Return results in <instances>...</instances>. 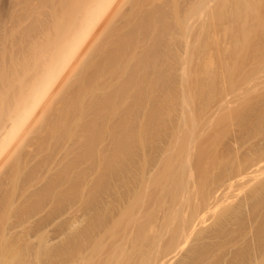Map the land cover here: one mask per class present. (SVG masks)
<instances>
[{
	"label": "bare ground",
	"instance_id": "6f19581e",
	"mask_svg": "<svg viewBox=\"0 0 264 264\" xmlns=\"http://www.w3.org/2000/svg\"><path fill=\"white\" fill-rule=\"evenodd\" d=\"M10 3L16 36H0V264H264V140L240 158L238 133L232 148L205 137L212 112L264 127L262 92L259 110L236 104L243 84L264 83L259 1ZM220 33L233 44L216 64L205 42ZM204 60L215 68L203 72ZM202 93L208 120L199 121ZM251 109L257 124L242 114ZM246 178L254 183L242 199L229 200Z\"/></svg>",
	"mask_w": 264,
	"mask_h": 264
},
{
	"label": "rangeland",
	"instance_id": "374dc122",
	"mask_svg": "<svg viewBox=\"0 0 264 264\" xmlns=\"http://www.w3.org/2000/svg\"><path fill=\"white\" fill-rule=\"evenodd\" d=\"M259 1V4L257 5V11H258V15H259V17L261 16V18H262V20L264 19V8H263V6H264V0H258ZM11 3H12V1H11ZM10 3V0H0V36H16V34L14 33V28L16 27V25L13 23V19H12V15H11V13H12V7H13V5ZM212 7H213V5H212ZM263 16V17H262ZM221 35H223V33H220ZM219 34V35H220ZM220 35V37H218V39H214V41L216 42L217 40H219L220 39V41H219V43H218V45H216V47H215V45L214 44H216L214 41H213V39H210V38H212V37H210V36H208V37H210V38H206V36H204V38H205V40L206 39H210V42L208 41V40H206L207 42H205V44L207 45V43L209 42V44L206 46L205 45V50H206V55H208V57H209V59L212 57V58H214V59H212L213 60V63H215L216 62V64H217V62H218V56L216 55V54H219V52H220V54H222V51L224 52V47H225V49H226V47L228 48L229 46L230 47H232V42H233V40L231 39V38H228V37H232V36H221ZM215 36H213V38H214ZM227 37V39L225 40V42H224V40H222L221 41V39L222 38H226ZM203 38V39H204ZM204 40V41H205ZM227 40H230V42H229V46L227 45L228 43V41ZM232 41V42H231ZM214 42V43H213ZM222 42H224V43H222ZM213 43V44H212ZM221 43L222 44H224V46L222 45V47H223V49H221L222 47H221ZM230 43H232V44H230ZM225 44L227 45V46H225ZM211 45L213 46V48H215L214 50H215V53H213L214 52V50L213 51H211L213 48L211 47ZM208 46H210L209 48H208ZM217 46H218V48H217ZM206 48H208V49H210V50H208V49H206ZM212 48V49H211ZM219 50L218 52L216 51V50ZM229 49V48H228ZM208 51H210L211 52V54L213 55V56H211L210 54H209V52ZM220 54H219V56H220ZM205 55V54H204ZM206 55H205V58H206ZM215 56L217 57V58H215ZM204 58V57H203ZM204 58V59H205ZM206 59H208V58H206ZM215 59H217V60H215ZM203 60V59H202ZM212 60H207L208 61V63H209V65H207V66H205L204 67V70H203V72H205V69L207 68L209 71L211 70V69H213V68H215V66L213 65V63L211 62ZM204 62L205 63H207L205 60H204ZM203 61H202V64L204 63ZM211 62V63H210ZM205 63L202 65V68H203V66L205 65ZM207 63V64H208ZM210 64H212V65H210ZM208 66H209V68H210V66L212 67V66H214V67H212L211 69H209L208 68ZM206 71V72H209V71ZM260 80H264V79H260ZM239 81V83H237L236 84V87H241L242 88V84H243V82H241L240 83V80H238ZM259 81V80H258ZM264 82V81H263ZM244 83H246V82H244ZM250 84L252 85H255V83H254V81L251 83L250 82ZM250 84L248 85H246L245 84V86H244V84H243V94L241 93V94H239V98L236 96V98H238V100H240V102L238 101V102H236V104H238L237 106H239L241 103H243L244 101L243 100H248L249 99V101L250 102H252L253 104H255L254 106L253 105H251L252 106V108H254L253 110H256V108H257V110H259V108H260V104H261V102H263L264 101V97H263V101L261 100V102L257 99V98H255V97H258V95H261V92L264 94V88L262 89L261 87H264V86H262L264 83H259V85L260 84H262V85H256V86H258V87H256L255 89L258 91L259 90V93H257V92H253V86H251L250 87ZM241 85V86H240ZM246 86H249V87H246ZM245 88H247V89H250L251 88V90H249L248 92H246V94H245ZM260 89H262V90H260ZM242 90V89H241ZM240 90V91H241ZM250 92H253V94L254 93H257L256 95L254 94V96H252L253 94H250ZM203 95H201L200 94V97L199 96H197V99H196V102L197 101H199V102H195V105H198L197 106V108L194 106L193 107V110H196L197 109V111H194L195 112V114H197L198 116L199 115H201V118H202V116L204 115V117H206V120H208V118H209V121H210V117L213 115V117H212V119H214L213 121L215 122V118L214 117H217L218 116V114H222V113H218V112H212V114H210V116L207 118V114H206V107H207V103H209V101L207 100V99H209V97L207 98V96H206V98H204L205 96V93H202ZM248 94H250L249 96H248ZM207 95V94H206ZM238 95V94H237ZM240 95L243 97L244 95L246 96L247 95V98H240ZM204 96V97H203ZM202 97V98H201ZM256 99V101H255V99ZM199 99V100H198ZM208 101V102H206V100ZM253 99V100H252ZM200 100H202V102L204 101V102H206L205 104L204 103H202V104H200L201 103V101ZM247 100L245 101V102H247ZM258 102H260V103H258ZM258 103V104H257ZM201 105H203V107H200ZM260 105V106H259ZM236 106V107H237ZM199 107V108H198ZM204 107H205V109H204ZM236 107H235V109H236ZM204 109V110H202V109ZM237 108H239V107H237ZM241 108V107H240ZM200 109V110H199ZM202 110V111H201ZM252 109L251 110H242L243 112H242V114L244 113L246 116H244L245 118H247L248 116H249V119L253 122H251V124H254L255 122V124H257L262 118L260 117V116H258V117H260V120H258V119H253L254 117H253V111ZM201 111V112H200ZM203 111H204V113L205 114H201V113H203ZM247 111H249V113L247 112ZM250 111H251V113H250ZM216 113H218L217 115H215ZM225 113V112H224ZM224 113L222 114V116L220 115V116H218L219 118L221 117H224ZM251 114V115H248V114ZM241 114V115H242ZM197 115H195V117H198ZM206 115V116H205ZM226 115V114H225ZM248 115V116H247ZM203 117V118H204ZM250 117H252V119L250 118ZM219 119L218 120V118H217V123L219 124H217V126H215V124H214V122H211L212 121V119H211V121L209 122L208 121V124L209 125H211V128L212 129H210V131H209V127L210 126H207L206 124H205V122L207 123V121H205V119H203L202 120V122H204V125H203V123H201L200 122V124L199 125H196V124H198L199 122L197 121L198 120V118H197V122L194 124V125H196V126H194V128L196 129L197 127H199V128H197V133L199 134V132H201L202 130H201V128L202 127H204V126H206L205 128H203V132L202 133H200V134H203V133H205L206 131V129H208L207 130V132L209 131V133L208 134H204L205 135V137L206 136H208V137H212V144H213V147H215L214 146V143L217 145V143L219 142V140L221 139L222 141H221V144L220 143H218V145L220 144V146L219 147H221L220 149H222V148H224V147H227V145H228V147L230 146V148H232L233 146H234V144H233V146H232V138L233 137H236L237 138V140H239V139H241V140H239L238 141V144H237V146H234L233 148H235V147H241L240 149L238 148V150H239V152L240 153H238L239 155V157L240 158H242V157H244V155L246 156L247 154H249L248 153V151L250 150L249 148H250V146L252 145V146H257V145H262L263 144V142H262V139L264 140V127H257V128H248L247 129V127H243L242 125H239V122H237L238 120H235V118H234V120H233V118L231 119V121H230V119H226L227 118V116H225L224 118H225V122H223L224 120H223V118L222 119ZM229 118V117H228ZM264 118V117H263ZM223 120V121H222ZM247 120V119H246ZM258 122H257V121ZM199 121H201V119H200V116H199ZM222 122L224 123V124H222ZM237 122V123H236ZM230 123V124H229ZM212 124H214V125H212ZM222 124V126H220ZM226 124H228V125H226ZM231 124H232V126H231ZM201 125H203L202 127H200ZM224 125V126H223ZM234 125H236V126H234ZM214 126V127H213ZM220 126V127H219ZM234 126V127H233ZM238 126V127H237ZM217 127H219L218 129H217ZM222 127V128H221ZM241 127H242V129H241ZM213 128H215L214 130H213ZM223 128H225V129H223ZM198 129H200V131L198 130ZM220 129V130H219ZM223 129V130H222ZM231 129H233L232 131H231ZM263 129V130H262ZM211 130H213V135H210L211 133L210 132H212ZM216 130H218L217 132H216ZM250 130V131H249ZM257 131L258 133H256V132H254V131ZM199 131V132H198ZM249 131V132H248ZM254 133H256V135L255 134H253V132ZM195 132V134H197ZM214 132L215 133H217V134H214ZM224 133V134H223ZM230 133V134H229ZM238 133V134H237ZM241 133V134H240ZM261 133V134H260ZM263 133V134H262ZM237 134V135H236ZM215 135H217L216 137H215ZM220 135L222 136V137H220ZM224 135V136H223ZM227 135V136H226ZM236 135V136H235ZM242 135V136H241ZM213 136H214V138H213ZM219 136V137H218ZM256 136V137H255ZM204 137V136H203ZM203 137H202V139H203ZM239 137V138H238ZM252 137V141L250 140V138ZM254 137V138H253ZM258 137V138H257ZM223 138V139H222ZM246 138V139H245ZM248 138V139H247ZM218 141H217V140ZM254 139H256V140H254ZM259 139V140H258ZM211 140V139H210ZM217 141V142H215V141ZM230 141V142H229ZM257 141V142H256ZM244 142V143H243ZM249 143V144H248ZM259 143V144H258ZM246 145V146H245ZM232 146V147H231ZM245 146V147H244ZM236 148V149H237ZM243 148V149H242ZM244 150V151H242V150ZM249 149V150H248ZM241 150V151H240ZM232 156H234V153H232L231 154V156H229L230 157V159H232L233 157ZM248 178H246L245 180L243 179L241 182H239L238 184L236 183V184H234L233 185V187L231 188V189H229V192H227L226 194H228V196H226L227 198L229 197V200H231V201H234V199H235V201H239V200H241L242 199V197L245 195V192H244V190L245 191H247L246 189H248L249 188V186H251V184H253L254 183V181H251V182H249L248 184H246V182L245 181H249L250 179H248ZM252 180V179H251ZM240 183H243V185L242 184H240ZM244 184H246L245 186H244ZM249 185V186H248ZM248 188H247V187ZM246 187V188H245ZM231 198V199H230ZM241 198V199H240ZM237 199V200H236ZM234 201V202H235ZM248 218V217H247ZM246 222H247V219H246ZM248 225H250V222L248 223ZM246 240V242L245 243H251V241L249 240V242H247V240H248V236H247V238L245 239ZM243 243H244V241H243Z\"/></svg>",
	"mask_w": 264,
	"mask_h": 264
}]
</instances>
